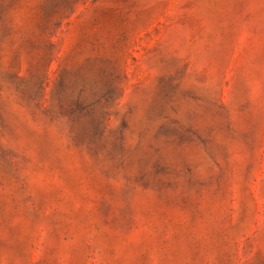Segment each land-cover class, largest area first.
<instances>
[{
  "label": "rangeland",
  "instance_id": "374dc122",
  "mask_svg": "<svg viewBox=\"0 0 264 264\" xmlns=\"http://www.w3.org/2000/svg\"><path fill=\"white\" fill-rule=\"evenodd\" d=\"M0 264H264V0H0Z\"/></svg>",
  "mask_w": 264,
  "mask_h": 264
}]
</instances>
